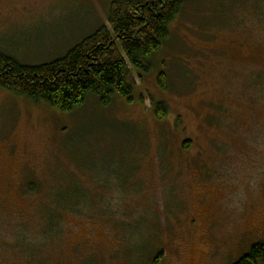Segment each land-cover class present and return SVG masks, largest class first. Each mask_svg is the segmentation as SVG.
Masks as SVG:
<instances>
[{"label":"rangeland","instance_id":"obj_1","mask_svg":"<svg viewBox=\"0 0 264 264\" xmlns=\"http://www.w3.org/2000/svg\"><path fill=\"white\" fill-rule=\"evenodd\" d=\"M111 2L0 0V52L61 57ZM170 31L133 101L63 113L0 88V264H233L264 243V0H186Z\"/></svg>","mask_w":264,"mask_h":264},{"label":"trees","instance_id":"obj_2","mask_svg":"<svg viewBox=\"0 0 264 264\" xmlns=\"http://www.w3.org/2000/svg\"><path fill=\"white\" fill-rule=\"evenodd\" d=\"M186 0H112L107 24L61 57L37 65L24 64L0 52V88L31 100L47 103L60 112L82 106L89 97L107 106L114 97L133 101L135 81L150 71L151 61L170 38V25ZM158 87L167 90L161 71ZM158 120L168 114L162 101L151 100ZM186 144L184 148L186 149ZM233 264H264V243L252 244Z\"/></svg>","mask_w":264,"mask_h":264},{"label":"flooded vegetation","instance_id":"obj_3","mask_svg":"<svg viewBox=\"0 0 264 264\" xmlns=\"http://www.w3.org/2000/svg\"><path fill=\"white\" fill-rule=\"evenodd\" d=\"M32 190H34V189H32V187H29V189H27V188L25 189V191H29V192L32 191ZM203 199H204V195H201V199H200V201L203 200ZM52 215H53V214H52ZM53 216H54V215H53ZM54 218H55V216H54Z\"/></svg>","mask_w":264,"mask_h":264}]
</instances>
